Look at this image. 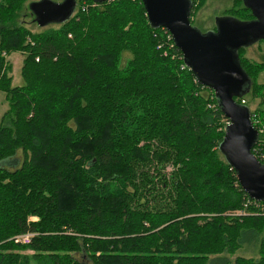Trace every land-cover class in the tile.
<instances>
[{
  "label": "trees",
  "instance_id": "obj_1",
  "mask_svg": "<svg viewBox=\"0 0 264 264\" xmlns=\"http://www.w3.org/2000/svg\"><path fill=\"white\" fill-rule=\"evenodd\" d=\"M33 1L0 0V91L9 102L0 264H231L228 254L234 264H264V213L246 205L254 199L221 150L229 119L144 1L76 0L69 19L47 26ZM206 2L191 0L192 23ZM227 14L255 18L241 0ZM244 50L250 83L236 100L249 108L258 100L250 110L264 125V62ZM16 51L17 85L8 58ZM27 231L36 233L30 244L11 240Z\"/></svg>",
  "mask_w": 264,
  "mask_h": 264
},
{
  "label": "water",
  "instance_id": "obj_2",
  "mask_svg": "<svg viewBox=\"0 0 264 264\" xmlns=\"http://www.w3.org/2000/svg\"><path fill=\"white\" fill-rule=\"evenodd\" d=\"M101 1V0H96ZM153 26L167 28L184 55L185 63L203 85L211 87L229 119L221 150L237 171L241 187L264 201V163L253 153L259 132L251 110L236 97L249 86L250 77L240 60V49L255 40H264V0H244L255 18L241 21L231 16L216 18V29L200 33L192 24L190 0H143ZM76 0H35L30 8L40 26L66 21Z\"/></svg>",
  "mask_w": 264,
  "mask_h": 264
},
{
  "label": "rangeland",
  "instance_id": "obj_3",
  "mask_svg": "<svg viewBox=\"0 0 264 264\" xmlns=\"http://www.w3.org/2000/svg\"><path fill=\"white\" fill-rule=\"evenodd\" d=\"M233 1L234 0H207V2L201 8L197 9L196 13L194 14L193 16L194 21L192 23L193 26L202 34H205L208 31L214 29L216 26V18L223 15H228L227 10L231 8V6L233 5ZM33 18L34 17L31 16V13L29 11V16L25 17V19L31 22ZM243 54L254 61L264 62V40L259 39L249 43L246 46L245 50L243 51ZM10 58L12 63V68L10 73L13 75L14 84L15 85L22 84L23 83V77L21 73L22 62H23L22 54L21 52L16 51L11 54ZM259 81L264 82V72L260 75ZM250 98L251 96L248 95L247 99L249 100ZM249 104H250L249 105L250 108H256L258 107V100H253L251 102L249 100ZM8 108H9V102L6 99V93L0 91V120L4 115V113L8 110ZM18 234H15L14 236ZM240 253L250 255L246 251L243 252L238 251V254ZM227 256L229 257L231 264H234V259L236 255L228 254ZM211 264H230V263L222 261V262H212Z\"/></svg>",
  "mask_w": 264,
  "mask_h": 264
},
{
  "label": "built area",
  "instance_id": "obj_4",
  "mask_svg": "<svg viewBox=\"0 0 264 264\" xmlns=\"http://www.w3.org/2000/svg\"><path fill=\"white\" fill-rule=\"evenodd\" d=\"M165 30L168 31L169 36H168V40L171 42V46L176 45L173 34L165 27H162ZM173 40V41H171ZM177 46V45H176ZM178 47V46H177ZM165 54H167V51L165 52ZM188 65L185 63L182 67L185 68ZM242 103H245V100H242ZM252 121L254 126L256 127V129L259 132V138L258 141L256 142V144L253 147V153L256 155V157L258 159H260V161H262L264 163V125L260 123V120L257 119L256 117L252 116ZM254 199V198H253ZM255 205L257 207H259L262 211V213H264V201H259L254 199L253 201L250 200L248 201V203L246 205ZM242 212L245 213V211L242 210ZM35 232L32 231H27L21 234H18L14 237H12V241L16 244H22V245H27L30 244L33 240V237L35 236Z\"/></svg>",
  "mask_w": 264,
  "mask_h": 264
},
{
  "label": "crops",
  "instance_id": "obj_5",
  "mask_svg": "<svg viewBox=\"0 0 264 264\" xmlns=\"http://www.w3.org/2000/svg\"><path fill=\"white\" fill-rule=\"evenodd\" d=\"M22 54V53H21ZM11 55L8 56V58L10 59L11 61V58H10ZM22 57L24 58V55L22 54ZM12 64V63H11ZM22 65H23V62H22ZM21 73H22V70H21ZM13 82H14V78H13Z\"/></svg>",
  "mask_w": 264,
  "mask_h": 264
},
{
  "label": "flooded vegetation",
  "instance_id": "obj_6",
  "mask_svg": "<svg viewBox=\"0 0 264 264\" xmlns=\"http://www.w3.org/2000/svg\"><path fill=\"white\" fill-rule=\"evenodd\" d=\"M191 1V0H190ZM193 1V0H192ZM241 1H244V0H241ZM239 53H240V51H239Z\"/></svg>",
  "mask_w": 264,
  "mask_h": 264
}]
</instances>
